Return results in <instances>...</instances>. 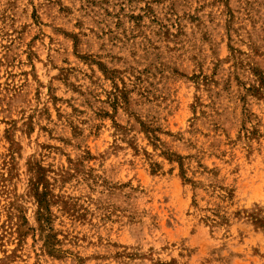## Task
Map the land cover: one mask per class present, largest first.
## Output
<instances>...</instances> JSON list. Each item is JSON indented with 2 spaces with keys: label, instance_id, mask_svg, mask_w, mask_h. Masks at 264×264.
Here are the masks:
<instances>
[{
  "label": "rangeland",
  "instance_id": "374dc122",
  "mask_svg": "<svg viewBox=\"0 0 264 264\" xmlns=\"http://www.w3.org/2000/svg\"><path fill=\"white\" fill-rule=\"evenodd\" d=\"M0 264H264V0H0Z\"/></svg>",
  "mask_w": 264,
  "mask_h": 264
}]
</instances>
